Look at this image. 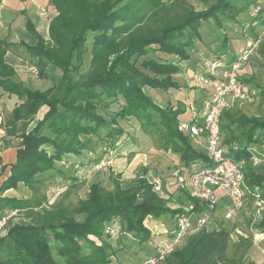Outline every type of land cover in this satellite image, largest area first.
<instances>
[{
    "label": "trees",
    "instance_id": "1",
    "mask_svg": "<svg viewBox=\"0 0 264 264\" xmlns=\"http://www.w3.org/2000/svg\"><path fill=\"white\" fill-rule=\"evenodd\" d=\"M202 1L208 8L197 12L187 0H48L58 13L49 24L48 39L36 30L26 12L31 44L0 37V88L21 102L2 125L5 139L22 140L14 165H3L0 157V175L10 169L0 183V220H8L7 230L0 236V264H112L119 252L150 242L149 219L158 221L170 215L175 221L177 215L203 212L204 205L187 193L192 210L184 206L172 209L170 197L156 194L147 181L127 188L115 182L113 191L95 182L87 199L78 205H49L45 192L46 175H64L59 164L68 156L96 154L101 148L109 153L110 146L125 134L119 125L123 119L138 120L142 133L158 150L175 155L180 173L209 166L205 148L179 131L185 108L161 106L144 91L181 90L175 78L182 71L181 64L190 62L189 50L202 40L204 23L213 22L224 30L228 23H240L246 13L253 16L252 26L264 21L260 0H248L244 5L235 0ZM219 40L222 47L217 54L226 55L229 38L220 36ZM23 48L28 55L23 62L36 68L41 80L51 81L50 88L37 90L17 80L8 55L18 56ZM157 52L176 59L140 62ZM240 56H232L227 64ZM85 65L87 71L83 72ZM57 71L59 77L53 75ZM210 76L206 72L203 78ZM254 86L258 115L248 116L237 104L222 113L220 129L226 155L242 165L250 193L259 189L264 198V174L254 165L251 151L264 134V85L256 79ZM20 185L31 191L29 199L4 197ZM7 211L17 212L22 221L13 223ZM78 216L84 219L78 220ZM213 221L212 230L204 228L188 237L183 247L167 257L166 264H258L249 259L253 240L240 236L234 241L229 229L216 218ZM113 224L118 225V232H105ZM255 225L264 236V215Z\"/></svg>",
    "mask_w": 264,
    "mask_h": 264
},
{
    "label": "rangeland",
    "instance_id": "2",
    "mask_svg": "<svg viewBox=\"0 0 264 264\" xmlns=\"http://www.w3.org/2000/svg\"><path fill=\"white\" fill-rule=\"evenodd\" d=\"M194 6L197 12H202L208 8L202 0H187ZM237 3L244 5L248 0H235ZM261 8L264 9V0H260ZM12 5L10 12H7L6 6ZM31 19L36 30L46 39L49 37V24L58 13L49 5L48 0H0V12L2 26H0V37L6 38L13 43H19L25 41L29 44L33 42V39L26 36L25 20L23 15H18V12L24 11ZM264 18V14L262 15ZM253 16L250 13L242 15L240 23H228L224 30H219L215 27L213 22L204 23L200 32L202 33V40L195 42V48L189 50L192 56L193 63L207 65L208 72L211 67L219 60L220 57L227 63L232 59V56L242 54L247 47L257 45L254 53L251 55V59L247 64V67L241 71V80H249L245 86L256 90L254 86V80H258L259 85H264V21H260L258 25L251 24ZM10 23V24H9ZM8 25L10 27H8ZM251 25V26H250ZM252 27L254 30H251ZM227 36L229 38V48L226 55H219L217 52L222 47V43L219 37ZM221 39V38H220ZM263 45L262 52L258 50ZM169 56L161 53H151L149 57L141 59L142 62L145 59H156L158 61L168 60ZM18 60L26 61L28 59L25 49H20L18 54ZM175 57L169 58V60H175ZM140 62L139 66H140ZM193 63L191 68H193ZM27 63L23 62V65L18 67L17 80L37 90H46L52 86V82L49 80H41L38 75L31 72L26 67ZM183 69H188L187 63L181 64ZM204 69V70H205ZM204 70H201L200 74H203ZM87 71V65L84 66L83 72ZM218 71L215 74L218 75ZM195 73V71H194ZM191 74V73H190ZM189 73H182L177 75L175 80L180 83L181 90L162 92L157 90H151L146 88L149 95L153 97L161 106L173 105L178 107L183 106L188 112V108L196 101H200V95L206 91L203 90V79L198 75H190ZM53 75L59 77L60 72H55ZM197 75V77H195ZM209 93V91H208ZM193 96L190 101L187 100L188 96ZM178 99V100H177ZM185 99V103L183 100ZM259 101L255 104H238V107L245 114L258 115ZM44 113V110L40 111V116ZM2 119V118H1ZM120 127L124 129V135L118 139V141L110 146L109 153H105L101 148L96 154L85 152L81 156H68L65 162L59 164L66 173L59 175L55 172H50L46 175L45 192L49 197V205H53L59 202L66 204L72 203L78 205L79 201L86 200L89 193V187L95 182H101L102 185L108 190L113 191L115 182L123 185L124 188L130 187L134 182L147 181L150 183L152 178L162 177L164 181L166 199H170V207L172 209H179L181 207L192 208V202L188 200L186 196H181V191L177 189L176 178L180 172L178 169L179 159H175V155L170 152L160 151L154 146V142L142 133L140 124L136 119L120 120ZM5 132V131H4ZM106 131H103L105 133ZM6 136V133H5ZM18 146L21 143V139L6 137L4 142H15ZM197 146L199 145L196 143ZM102 162H106L107 165L99 168ZM3 163V160H2ZM99 163V164H98ZM3 165H5L3 163ZM6 173V172H5ZM50 175H53L51 177ZM1 177V175H0ZM71 177H75L76 181H73ZM261 196V191L258 189L255 191ZM254 192V193H255ZM17 198V199H29L32 196L30 190L20 185L17 190H10L4 194V197ZM264 200V198L262 197ZM232 213L231 218L226 217V213ZM264 215V214H263ZM262 215V216H263ZM7 218L13 223L22 221L23 217L17 212H6ZM258 214L256 209L255 199H251L247 202V205L239 210L233 211L229 208L226 201H222L219 208L216 210L214 218L220 221L224 227L229 229L232 233V240L242 236L245 239L253 240V246L250 251L249 259L256 261L258 264L264 263V236L257 230L256 223L262 217ZM78 220H83L84 216H78ZM154 220V219H152ZM156 221V220H154ZM216 221H212L206 229L212 230ZM152 228L150 225H148ZM158 229H153L152 238L149 243L139 246L137 245L132 251L125 250L118 253V257L121 262L127 261L128 264H142L152 255L155 254L158 243L164 242L171 238V230L175 227V221L170 217L163 218L156 222ZM190 237V236H188ZM186 237L179 247L185 245ZM93 240V238H90ZM54 244V243H52ZM132 244L131 241H127V245ZM130 252H132L130 254ZM130 255V258H126ZM167 259V258H166ZM166 259L159 264H166ZM133 260V261H131ZM122 263V264H123Z\"/></svg>",
    "mask_w": 264,
    "mask_h": 264
},
{
    "label": "built area",
    "instance_id": "3",
    "mask_svg": "<svg viewBox=\"0 0 264 264\" xmlns=\"http://www.w3.org/2000/svg\"><path fill=\"white\" fill-rule=\"evenodd\" d=\"M256 48L257 45L247 47L242 52L240 60L231 65H228L224 59L215 61L216 63L208 71L211 76L202 78L204 87L210 90L208 97L201 103L191 104L188 108L189 118L180 123L179 131L189 134L205 148L209 166L204 168L195 166L189 173L179 172L176 186L191 199L199 201L205 208L197 215L187 213L177 215L175 227L170 232L171 238L158 243L155 254L142 264L161 263L183 244L186 237L198 234L206 228L212 223L222 201H226L231 210L239 211L252 198L255 199L258 214L261 216L264 214V200L258 193H250L245 184L242 165L226 155L220 129L224 111L234 108L237 104L258 102L257 91L245 86L240 76ZM216 69H221L218 75L215 74ZM30 71L37 73L34 67H31ZM253 161L254 165L259 163L258 159L254 158ZM105 165L106 162H102L98 167ZM150 183L156 194L166 196L162 177L152 178ZM226 217L231 218L232 213L227 212ZM7 221V219L0 220V236H3L7 230ZM118 230V225L113 224L105 232L114 235Z\"/></svg>",
    "mask_w": 264,
    "mask_h": 264
},
{
    "label": "crops",
    "instance_id": "4",
    "mask_svg": "<svg viewBox=\"0 0 264 264\" xmlns=\"http://www.w3.org/2000/svg\"><path fill=\"white\" fill-rule=\"evenodd\" d=\"M10 9H12V5L6 6L7 12H10ZM24 12H25V10L22 11V12H18V15H21V13H22L23 18L25 20V25H26V19H25V16H24ZM1 15L2 14L0 12V18L2 17ZM0 26H2V22L1 21H0ZM8 27H10V26L8 25ZM25 31H26V33H25L26 36H28L26 26H25ZM23 42H25V41H23ZM20 43L21 42H19L18 44H20ZM17 57L18 56H15V55H12V54L8 55V60H9L10 63H12L14 65V67L17 70V75H18V67H20V65H23V61L19 62ZM169 58H171V57H168V59ZM193 62L194 61H192V58H191L190 62L187 63V66L189 68L188 69H183L182 68V71H181L180 74H182V73L185 74V72L189 73V74L191 73L190 74L191 76L194 75V74H198L201 78H203L205 73H206V71H207L208 64L207 65L206 64L205 65H202V64H196L195 65V63H193ZM192 63H193V66H192L193 68L190 69ZM205 66H207L206 69H205ZM26 68L30 70V68H28V66ZM201 70H204L203 74H200ZM194 71H195V73H194ZM180 74H178V75H180ZM195 77H197V75ZM203 88H204L203 90H205V87H203ZM193 96L194 95L188 96L187 100L190 101V98H193ZM206 97H208V89H206V91H204V93L202 95H200V97H198V98H200V101L198 103H201V101L206 99ZM180 100L181 101L183 100V103H185L184 102L185 99H180ZM155 102L158 103L156 100H155ZM20 104H21V102H20V100L18 99L17 96H15V95H11L10 96V94L6 93L2 88H0V157L2 158L3 163L5 165H10V164L14 165V163L16 162V159H17V152L16 151H18V143H16L17 141H15V142H11V145H9V146L5 145V142H4V140H5V132H4L2 124H4L5 119L9 116L11 111H13V109H15ZM158 104H160V103H158ZM185 104L187 105V103H185ZM182 117H183L184 120H187L189 118L188 114H184ZM259 141L260 142L258 144H255V145L251 146V151L253 153L254 158L258 159V161H259V163L257 165H255L256 168L259 169V172L261 174H264V134L259 135ZM175 159L178 160L176 156H175ZM9 175H10V169H8L6 171V173L3 176L0 177V183H2ZM180 193H181V196H186V194L184 192H180ZM156 222L157 221L149 219L147 221V223H146L147 227L152 232H153V229L160 228V227L156 226ZM148 225H150L153 229L150 228ZM131 253L132 252H130V254ZM118 256L115 258V260L113 261L112 264H122L123 263L120 260H118L119 259ZM126 258H130V255H127ZM131 261H133V260H131ZM123 264H128V263H127V261H124Z\"/></svg>",
    "mask_w": 264,
    "mask_h": 264
}]
</instances>
